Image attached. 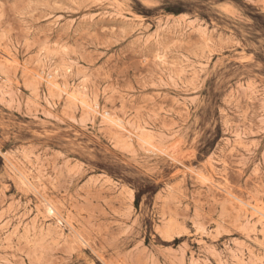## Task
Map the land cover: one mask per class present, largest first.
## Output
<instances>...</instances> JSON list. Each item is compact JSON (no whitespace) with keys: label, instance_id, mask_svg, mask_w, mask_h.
<instances>
[{"label":"rangeland","instance_id":"rangeland-1","mask_svg":"<svg viewBox=\"0 0 264 264\" xmlns=\"http://www.w3.org/2000/svg\"><path fill=\"white\" fill-rule=\"evenodd\" d=\"M0 264H264V0H0Z\"/></svg>","mask_w":264,"mask_h":264}]
</instances>
